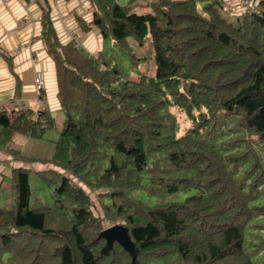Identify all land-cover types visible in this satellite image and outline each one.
I'll return each instance as SVG.
<instances>
[{
  "label": "trees",
  "instance_id": "1",
  "mask_svg": "<svg viewBox=\"0 0 264 264\" xmlns=\"http://www.w3.org/2000/svg\"><path fill=\"white\" fill-rule=\"evenodd\" d=\"M90 3L81 25L127 52L129 38L147 35L154 73L123 79L103 44L83 52L43 18L63 119L51 157L27 159L68 171L81 187L52 173L51 205L30 207L28 169L11 168L0 264H264V0L238 11L222 0H151L143 13L129 2ZM170 108L190 122L181 135ZM53 117L0 109V149L26 159L13 135L40 139ZM82 187L131 253L100 236L104 218Z\"/></svg>",
  "mask_w": 264,
  "mask_h": 264
},
{
  "label": "crops",
  "instance_id": "2",
  "mask_svg": "<svg viewBox=\"0 0 264 264\" xmlns=\"http://www.w3.org/2000/svg\"><path fill=\"white\" fill-rule=\"evenodd\" d=\"M126 1L133 7V0ZM222 1L237 10L239 0ZM138 6L144 10L136 12H147L146 7ZM92 11L90 0H0V109L36 112L46 108L51 114L58 111L54 65L40 37L41 22L46 16L61 42L80 32L74 37L79 44L76 47L92 54L103 44L95 26L81 25L90 22ZM35 76L42 81L38 91L34 87ZM28 156L24 159L0 149V187L5 178L9 179L13 167L29 170L27 161H31L32 168L41 171L46 165L38 159H27Z\"/></svg>",
  "mask_w": 264,
  "mask_h": 264
},
{
  "label": "rangeland",
  "instance_id": "3",
  "mask_svg": "<svg viewBox=\"0 0 264 264\" xmlns=\"http://www.w3.org/2000/svg\"><path fill=\"white\" fill-rule=\"evenodd\" d=\"M126 2V0H120L117 3L122 4ZM150 2L151 0H133V10L143 11L144 9H140L138 6L142 5V7H146V10L148 12L150 10ZM249 5L252 6V2H250ZM230 10L235 11V9L233 8H231ZM78 33L80 34V32L78 31L73 34V38L79 35ZM73 38L68 41H71L76 47L79 44L77 42V39ZM128 43V52L116 46L110 38L106 39L103 44L106 48H108L107 51L112 55V61L116 64L123 79H134L140 74L152 76L154 73L155 64L153 61V55L149 52L150 43L148 41L147 35L144 37L143 41L140 44H137L131 38L128 39ZM97 51L99 50L96 49L92 52V54H96ZM170 110L174 114L176 122L178 124L177 135H181L184 130L190 125V122L186 118L185 114L179 109L170 108ZM53 116V126L51 128L45 129L40 139L31 138L21 134H15L12 142L13 148L20 149V153L24 154L25 158L26 155H29L31 157H42V159L44 160L50 158L53 153L52 141L59 136L61 122L63 119L60 111L53 112ZM27 162L29 166L28 185L30 207H36L39 205H51L54 198L53 188L58 183V178L52 175V173H61L69 179V183L71 185H77L81 187V183L77 181V179L73 177L68 171L59 169L58 167L52 165L50 162L40 163L43 165L46 164L43 168L39 169L41 170L40 172H43V175L35 173V170L32 168V162ZM4 182L0 187V206L10 208L14 206L13 194L11 193V190H4V188L8 186L10 180L5 178ZM82 189L84 190V193L88 195V198L90 200L89 209L92 215L98 219L99 217L104 218L100 222L101 229H106L118 223L117 221H111L110 219L105 218V216L100 211V202L98 196L94 192H90L83 187ZM184 195V193H178L176 195H165L163 199H182Z\"/></svg>",
  "mask_w": 264,
  "mask_h": 264
},
{
  "label": "water",
  "instance_id": "4",
  "mask_svg": "<svg viewBox=\"0 0 264 264\" xmlns=\"http://www.w3.org/2000/svg\"><path fill=\"white\" fill-rule=\"evenodd\" d=\"M100 236L106 240L107 244H111L113 241L120 244L125 250L131 253V248L129 246L128 240L124 236L121 228L117 225H112L100 232Z\"/></svg>",
  "mask_w": 264,
  "mask_h": 264
},
{
  "label": "built area",
  "instance_id": "5",
  "mask_svg": "<svg viewBox=\"0 0 264 264\" xmlns=\"http://www.w3.org/2000/svg\"><path fill=\"white\" fill-rule=\"evenodd\" d=\"M248 2H249V0H239L237 5H236L237 10L249 9ZM34 87H35V90H37V91L42 88V81H41L39 76L34 77Z\"/></svg>",
  "mask_w": 264,
  "mask_h": 264
}]
</instances>
